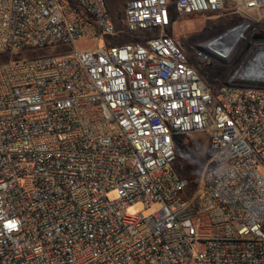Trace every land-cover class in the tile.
<instances>
[{
  "label": "built area",
  "instance_id": "obj_1",
  "mask_svg": "<svg viewBox=\"0 0 264 264\" xmlns=\"http://www.w3.org/2000/svg\"><path fill=\"white\" fill-rule=\"evenodd\" d=\"M226 10L264 39V0H129L126 30L161 35L108 49L106 0H0V54L96 44L0 64V264H264V80L246 76L264 45L214 92L164 34ZM191 132L209 151L194 185L173 168Z\"/></svg>",
  "mask_w": 264,
  "mask_h": 264
},
{
  "label": "rangeland",
  "instance_id": "obj_2",
  "mask_svg": "<svg viewBox=\"0 0 264 264\" xmlns=\"http://www.w3.org/2000/svg\"><path fill=\"white\" fill-rule=\"evenodd\" d=\"M127 1L129 0H106L110 17L116 25V35L100 39L97 43L99 47L108 49L112 45H121L126 42H140L144 45L147 40L161 35L159 29L134 33L127 31L123 17V7ZM259 14L264 15V10H261ZM246 23L247 20L244 17L230 10L175 16L164 34L174 39L206 86L211 91L217 92L226 84L242 86L235 82L237 75L241 73L244 64H247L254 50L259 48L261 44L264 45V39L254 40L249 36V29L246 31L244 29L245 32L242 31L226 51L216 49L220 55L207 50V45L218 41L227 32ZM95 45L93 41L79 40L75 45L55 43L52 46L25 49L11 55L1 53L0 64L9 60L20 61L41 56H60L72 53L74 49L92 48ZM248 85L252 88L255 87ZM174 147L176 159L173 168L176 174L191 184L200 182L204 176L203 165L209 152L205 134L202 132L178 134L174 137ZM193 191V186H191L184 195L190 197ZM108 198L110 200L115 199L116 193H110ZM158 208L157 204L145 208L141 203H136L126 208V214H141L148 217Z\"/></svg>",
  "mask_w": 264,
  "mask_h": 264
},
{
  "label": "bare ground",
  "instance_id": "obj_3",
  "mask_svg": "<svg viewBox=\"0 0 264 264\" xmlns=\"http://www.w3.org/2000/svg\"><path fill=\"white\" fill-rule=\"evenodd\" d=\"M246 27V25H243L221 36V38H219V40L215 42V46L217 47V49H219L218 51H226L227 48L235 42L236 38L241 34V32L246 29ZM212 45L214 46V44ZM262 64H264V52H260L255 55L252 63L247 68L246 76L255 77L254 74L260 75L259 72L263 67Z\"/></svg>",
  "mask_w": 264,
  "mask_h": 264
},
{
  "label": "water",
  "instance_id": "obj_4",
  "mask_svg": "<svg viewBox=\"0 0 264 264\" xmlns=\"http://www.w3.org/2000/svg\"><path fill=\"white\" fill-rule=\"evenodd\" d=\"M253 39L254 40H262L263 39V37L262 36H254L253 37ZM263 66V67H262ZM262 68H261V70H260V72H259V74L260 75H256V74H254V76L255 77H250V76H248V78H250V79H261V80H264V64H262ZM261 77V78H260Z\"/></svg>",
  "mask_w": 264,
  "mask_h": 264
},
{
  "label": "trees",
  "instance_id": "obj_5",
  "mask_svg": "<svg viewBox=\"0 0 264 264\" xmlns=\"http://www.w3.org/2000/svg\"><path fill=\"white\" fill-rule=\"evenodd\" d=\"M193 185L195 184V183H192Z\"/></svg>",
  "mask_w": 264,
  "mask_h": 264
}]
</instances>
